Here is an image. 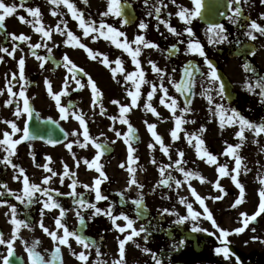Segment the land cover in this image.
<instances>
[{
    "label": "flooded vegetation",
    "instance_id": "obj_1",
    "mask_svg": "<svg viewBox=\"0 0 264 264\" xmlns=\"http://www.w3.org/2000/svg\"><path fill=\"white\" fill-rule=\"evenodd\" d=\"M132 1L133 3L130 1L127 2L133 6L134 11L136 12L137 19L135 24L140 19L138 15V10L140 9L143 14L148 12L155 13V23L159 29L158 36L154 39L147 38L148 40L158 44L159 50L153 49V54H142L139 57L141 65L146 73V79L156 84L159 88L161 81L157 74L152 72L151 65L148 63V60L154 61L157 66L163 69L166 73L163 81L165 87L167 83H170L167 82V78L172 79V81L175 79L179 80L182 75L183 67L187 62L191 61L194 65H198L200 71L205 74L204 76L199 75V78L196 80L194 103L196 101H201V103L207 104L208 101L206 97L202 95V92L205 88L209 87L206 75L209 69L202 57H199L196 54H188L186 51L188 40L193 38L188 37L186 33L179 37V39L170 34L167 28L163 24L159 23L155 12V8L160 7L161 12L159 13V18L169 21L177 28L178 31H183L180 27L185 28V25L176 16V13L179 10L178 6L192 9L193 5L191 0H176L175 4H173L171 0H141L142 5L137 4L139 0ZM5 2L9 4L16 3L18 11L14 16L6 19L5 32L1 33L0 29V48L6 47L10 51L13 48H16L15 58L8 56L6 53L1 51V57L3 58L1 62V93L3 94L1 95L0 100V139L3 138V132L5 130L11 133L10 126L4 123L5 120L15 121L21 128L25 125L26 114L19 118L14 115L16 101L20 102L21 107L23 106V101L18 95L16 97H9L7 92L8 82L11 80V74L17 73L18 75V60L21 57H23L26 61L25 78L28 81L25 88L26 95L29 98L31 107L35 113H38V115L33 116L30 124V129L33 135L37 138L31 141H24L19 144L16 149V155L12 157L13 163H15L18 168L13 170L10 166H5L0 163V192L4 193L3 196H0V232L4 234L5 240L11 238L14 226L10 223L11 213L8 206L14 205L17 209V218L25 220L29 223V228L22 227L20 229V238L15 241L14 249L16 256L13 257L14 261L19 260L22 264H30L26 251V245L31 247L35 241H39L36 251L44 257L45 261L51 260L52 254L57 246L52 241L51 237L44 233L39 224L42 220L44 225L50 231H57L55 219L59 217V209H53L51 211L44 209L43 201L46 200L47 197L40 196V193L36 194V197L39 198L38 202H33L31 205H28L26 202L21 203L16 199L15 195L10 194V192H14L17 195L22 194V178L17 180L14 179V177L19 174L18 169L23 168L25 170V174L29 177L30 183L40 184L42 187L54 190L50 194L53 195V197L66 210L65 220L62 222L66 223V226L70 231H74L84 236L92 244L89 249H84L82 245L76 243L73 238H70L69 243L71 244V248L60 245L63 264H84V262L78 260L74 255H72L73 251L77 254L84 251L85 254L89 256L87 264H114V261L118 259V246L112 245V242L118 238L117 232L119 231L112 224V221L105 215L93 216L94 209L87 207L81 208L72 196H57L56 192L58 191L64 194L69 193L72 190L70 188V184L74 179L77 181L76 192L82 195L86 204L95 203L97 207L105 211L111 208L113 215H127L133 220L135 217V207H133L134 204L132 201L139 198L142 194L144 203L147 204L145 200L148 197L144 194V187L143 191L137 188L138 190L136 193L124 191L123 189L119 190L118 173L126 174L124 178L127 183L131 176L127 170L125 171L126 166L124 168L119 166L120 164L118 163L117 157V140H121L122 138L115 135V132L118 131L117 119L115 121L109 119L110 116L116 117L114 112L116 105L113 104L112 101L116 100L119 88L122 86L126 87L124 75L135 70V66L132 64L131 57L127 53H121V51L110 42L111 48L109 53H102L108 57L111 65L110 67H106L102 64L100 59H91L81 48H79L80 53L77 59H75L69 54L70 45L65 44L62 48L57 47L56 52L51 54H42L39 52L37 55L45 56L48 60L45 67L40 68L39 65L41 62L31 54V49L28 47V44H36L38 42L39 33L35 32L30 23H21L17 17L19 15H24L26 20L29 21L33 18L29 16L24 9L19 8V1L5 0ZM70 2L74 3L76 6L78 5V9L79 6L83 4V0H70ZM205 2H208V0H205ZM227 2L229 5L231 4V7L228 9L227 18L221 22L226 29L225 34L228 36V40L226 42L219 44L210 43L209 41L210 38H212V34L208 32V26L201 23L199 18L194 19L190 26L193 28L195 33L194 38L199 40V42L203 45L208 59L211 60L213 64L215 63L217 68L229 77V74H227L225 70L231 60H237L243 67L246 63L250 64L254 68L256 67V61L254 59L261 52L262 36L257 33L256 35L258 36V39L253 41L245 34L247 31V25L250 22L247 23L245 20H242V18L244 19L243 15L239 18V23H233L228 17L233 14V10L237 5L233 2V0H227ZM239 6L243 11L244 0H241V4ZM25 7L34 8L39 7V5L37 4V0H34L30 3H25ZM211 11H213V9ZM134 25L128 26V28L133 27ZM68 30L72 31L74 35L80 38L81 43L86 45V38H84L83 33L80 34L81 29L79 30V25H77V27L72 26L70 29L68 28ZM12 34H24L29 36L30 40L27 43L13 40L11 38ZM170 38H175V41L171 43L172 39ZM179 40H184L185 43L180 44ZM167 43L169 45L167 49H164ZM174 45L179 48V51L169 55V51ZM87 47L91 48L94 52L101 53L97 48V45L93 44L88 45ZM253 51L255 52V55L251 54ZM64 55H67L79 68H83L84 71L92 77L98 88L101 90L103 94L102 98L95 107L92 105L91 88L86 84L87 77L84 76L83 73L77 74V78H79L82 83L86 84V87L83 89H78L75 80H70L67 69L63 67ZM180 57H184L185 60L182 61ZM28 58L32 59L33 62L37 64L29 66L30 63ZM117 58L122 61L124 73L122 74L117 72L116 78L114 79L112 70L117 68V65L114 63ZM259 76L260 74L257 73L256 77ZM65 78L69 79L70 87L68 88L69 94L61 97L62 105L69 108L70 112L75 111L78 114L82 113L88 123L90 136L98 138V142L106 145L105 154L99 161V163L103 165V171L108 176V179L101 185L102 194L108 197V200L106 201L97 202L95 200V193L83 187L85 184L92 186L94 184V179L99 176V173H97L95 169H88L87 165L83 163L84 159L91 161L96 154V150L91 145L84 149H81L78 146L76 143L77 140L84 142L83 136L80 134L83 129L79 125V122L75 120L74 116L70 113L67 120H61L59 109L57 108L55 101L47 92V85L45 83L46 80L51 82L53 91L59 92L63 88V81ZM176 81L171 82L170 86L174 87L173 83H177ZM127 83L129 84L128 89L134 91L135 89L132 83L130 81ZM23 84L24 81L21 80L12 81L13 91L18 93L21 90V85ZM233 86L235 87L234 84ZM71 89L72 92H70ZM150 90L151 87L149 84H144L141 87V92H149ZM214 93L215 92H212L211 94L214 95ZM9 98L13 99V104L11 106L6 105L5 103ZM101 104L105 109L103 115L100 114ZM50 120L56 121V123H50ZM51 124H54L55 126V135L52 132ZM73 132H77L78 135L73 136ZM65 133H68V135L66 136ZM20 135L21 133H17L12 137V139H18ZM49 140H55L57 143L55 145L50 144L48 143ZM69 142L73 143L72 152H69V150L65 147V145ZM72 153H75V159ZM33 154L35 155V160L33 159ZM5 155L6 153L3 148H0V159H2ZM46 157H51L49 167H52L58 175L53 177L52 181L48 185H42L43 177L45 175H50V173H46L42 167H37V165L48 163ZM76 160L80 161L79 167L76 166ZM65 164L70 169V172H74L76 175L71 178L64 177V183L61 184L60 176L63 175ZM141 173L143 174V171H141ZM137 175L138 172L135 173V176L138 179ZM4 185H7V188L3 187ZM119 193H123V197H121ZM131 195H135V198H132ZM117 207L121 210L118 211ZM77 212L83 216L85 221L84 225L80 224ZM121 221L123 220H119L117 223ZM139 225L140 227L143 225L148 229L147 233H141V236H143L142 238H144L145 235L149 238L151 232V221L146 220L144 222H140ZM175 233L174 229H172V237L170 239H173ZM62 234L63 230H58V235ZM181 240L185 241V243L179 248L182 247V250L184 251L189 249V247H192L197 255L204 252L209 242L212 243V240H208L207 237L198 233H195V236L190 238V240L182 234L178 241ZM148 241V239H144V242ZM127 249L128 248L126 247V250ZM181 251L178 249L176 251V255H180ZM6 254V246L0 245V264H2V257ZM156 255L160 257L162 264H182V262L178 261H166L164 250L159 251ZM134 258L136 259L135 261H132L131 258L130 261L126 262V264H147L143 261L142 254H137L136 256H133V260ZM55 264H61V260H56Z\"/></svg>",
    "mask_w": 264,
    "mask_h": 264
},
{
    "label": "snow or ice",
    "instance_id": "obj_2",
    "mask_svg": "<svg viewBox=\"0 0 264 264\" xmlns=\"http://www.w3.org/2000/svg\"><path fill=\"white\" fill-rule=\"evenodd\" d=\"M173 4L176 3V0H171ZM193 8L189 9L183 6H178L179 10L176 13V16L179 18V20L184 23L185 28L183 31H178L176 27H174L169 21L162 20L159 18V13L161 12L160 7L155 8V12L157 14V19L159 20L160 24H163L168 32L172 34L173 36H176L178 39L185 33L188 37H192L193 39H189L187 42V48L186 51L188 54H196L199 57H202L204 59L205 64L207 65L209 71L206 74L209 87L205 88L202 92V95L206 97L208 103L210 105H213V109H210V111H213V115L218 116L219 118V126L221 129H223L226 125L227 126H234L238 125L239 130L236 133V138L239 140V143L236 145L228 144L226 143V148L224 153H222L225 156L231 157L235 161V167L232 169V172L235 173L234 175H231V180L235 184L236 188L239 189V196L238 198L233 202L231 205L232 208H236L242 203H244L245 200V186L240 182V175H241V169H242V162L243 157L239 154V150L243 147L244 142L246 140L245 132L249 131L254 134L255 137H260L262 134H264V123L259 122H253L249 119H247L245 116H243L239 111L233 109V108H226L224 104H216L214 103V97L211 94L212 92H215L216 95H218L221 99H226V85L224 81L222 80L216 66L212 63L211 60L208 59V56L206 52L204 51L203 45L199 42V40L195 39V33L193 31V28L190 26L192 24V21L196 18H202V12L205 6V0H191ZM233 2L237 5L234 10L233 14L229 16L228 18L233 23H239V18L242 16V8L239 6L241 4V0H233ZM245 3H247V0H244ZM26 0H20L19 8L24 9L26 13H28L29 16H31L33 19L31 21L26 20L24 15H19L17 18L21 23H30L35 32L39 33L42 38H46V40H52L53 38V32H57L60 35H66L67 39L64 41L65 44L78 47L83 49L88 56L93 59H100V62L104 64L106 67H110L109 59L106 55L98 52H94L91 48L87 47L84 43H81L80 38H78L76 35L73 34L72 31L68 30L67 23L63 20L60 21L59 24L56 25L54 29L46 30L45 26L42 23V13L41 9L39 7H25ZM49 3L56 6L58 8L61 4L66 6V8L69 10V12L72 15V18L78 22L79 27L83 30L84 37L91 36L93 40H96L100 37H103V39L111 41L112 44L116 46L118 49H122L125 53H127L131 57L132 64L135 66V70H133L130 73H127L124 75L125 81H130L132 85L134 86V91L129 89L127 91V95L131 97L130 104L123 105L118 100H113L112 103L115 105H118L119 107V122L121 124H125L128 126L127 134L123 136V141L127 145V171L129 172L131 178L128 181L129 186H136L138 189H143V185L139 183L135 176L136 168L132 165H135L138 162V158L134 156V153L136 149L133 147V142L137 139L135 133L136 129L131 125L128 119V114L136 107L139 106V99L141 96V87L144 84H149L151 87V90L147 93V100L144 104V110L146 112L152 113L154 116L159 117L160 114L157 111L155 107H153L152 101L154 96L156 95L158 91V87L156 84L152 83L151 81L146 79V73L144 68L141 65V61L139 57L142 55V51L144 49H155L159 50V45L156 44L153 41H150L146 38V35L144 34H137L131 41L128 40L126 33L124 31H121L120 29L116 28L115 26L105 23L103 20L99 23V25L96 24V21L94 20H86L84 12L80 11L77 6L70 2V0H49ZM84 3H87V0H84ZM261 3H264V0H261ZM131 5L127 3V0H107V10L101 13V16L108 17L113 16L115 18H118L121 20L123 25L129 24L130 20L125 12L126 8H130ZM231 7V4L229 5ZM18 11V6L16 3H6L5 0H0V29L5 28V22L6 19L9 17L14 16ZM52 16H57L59 13L53 9L51 12ZM151 15V13H149ZM260 19L264 20V14H261ZM61 24L63 25V28L61 27ZM148 28V25L145 22H140L138 25V29L142 32H146ZM157 30H159L157 28ZM208 32L212 34V38H210V43L213 44H219L224 43L228 40V36L225 34L226 29L223 24L219 23H212L208 26ZM259 33L261 36H264V25H261L256 20H251L250 23L247 25V31L246 35L253 41L258 39V36L256 35ZM95 34V35H94ZM123 37V41H121L119 38ZM11 38L13 40H18L23 43H27L30 40V37L24 34L16 35L12 34ZM180 44L185 43L184 40H179ZM135 45V47H133ZM28 47L31 49V54L40 61V68H44L45 64L48 63V60L45 56L37 55L36 50L40 49L41 47L47 48L48 53H52V48L48 47V44L45 42L43 44L36 43V44H28ZM0 51L6 53L8 56H11L15 58V52L16 48H13L11 51L8 48H0ZM179 51V48L177 46H173L171 50L169 51V55L174 54L175 52ZM252 55H255V52L253 51L251 53ZM102 57V58H101ZM3 58L0 57V62H2ZM63 67L67 69V72L72 80H75L76 85L78 86V89H83L84 87L90 86L91 88V94H92V105L95 107L98 102L102 98V92L98 88L96 82L92 79V77L84 71L83 68H79L67 55L63 56ZM114 63L117 65V68L112 70L113 78H116L117 72L124 73V68L122 66V61L117 58ZM148 63L151 65V70L157 76L159 77L161 83L159 85V90L162 91L163 95L159 99V103L161 105H164L173 115L175 118V128L170 132V135L173 139V141L180 139L179 133L184 131L182 128V125L187 123H195L194 120L189 121L184 118V115L177 116V108H178V101L174 99L172 96L169 95V90L167 87L164 86L163 81L166 76V73L163 69L157 66V64L152 61L148 60ZM25 64L26 61L23 57H21L18 60V75L17 73L11 74V80L8 82L7 92L9 94V97H16L17 95L20 97V99L23 101V106H20V102L16 101V107L14 111V115L19 118L21 116H24L26 114V120L25 125L23 128L19 127L15 121H7L5 120L4 123L9 125L11 128V133H9L7 130L3 132V138L0 139V148H3L6 155L0 159V163L4 164L5 166H10L13 170H16L18 166L13 163L12 157L16 155V149L19 144H21L24 141H31L36 139L37 137L33 135L30 124L32 121V118L34 115H38V113H35L33 108L30 105L29 98L26 95L25 88L28 84V81L25 78ZM244 69L246 72L255 73L256 69L252 67L250 64H245ZM78 73H83L84 76L87 77V82L82 83L79 78H77ZM200 73L201 76H204L205 74L200 71V68L198 65L189 64L184 67L183 70V77L179 83H174V87L177 92H179L182 96L192 95V89L195 85V74ZM21 80L24 81V84L21 85V90L17 93L13 91V85L12 81ZM169 82L171 83V79H169ZM47 85V92L51 96V98L55 101V104L60 112V119L61 120H67L69 118V113L74 116L75 120L79 122V125L83 129L82 133H80L83 136V141L80 142L79 140L76 141L78 146L81 149L87 148L89 145H91L95 150L96 154L95 156L89 161L88 159H84L83 163L87 165L88 169H95L97 173H99V176L94 179V184L92 186H89L87 184L83 185L85 189H89L90 191L95 193V200L97 202L99 201H106L108 200V197L106 195H103L101 192V185L108 179V176L103 171V165L99 163L101 160V157L105 154L106 151V145L98 142V138H93L89 134V128L88 123L85 120V117L82 113L78 114L75 111H71L70 109L63 106L61 103V97L68 95V88L70 87L69 79L65 78L63 81V88L59 92L53 91V86L51 82L45 81ZM259 89L258 95L260 98V103L264 104V77H260L257 79L255 86H253L251 83L246 84V90L250 93L256 94V90ZM3 93H0L2 95ZM170 101V102H169ZM6 105L11 106L13 104V99L9 98L6 100ZM185 107L181 108L180 111L182 114H187L191 111L190 104L191 101L189 99H185ZM105 109L103 108V105H100V114H104ZM110 120L115 121L117 117H109ZM50 123H56V121H49ZM148 131L151 133V136L153 140L155 141L154 144H150L149 147L153 150H155L156 145L158 144L160 147V150L164 153V155L169 156V147L165 145V142L161 135H159L156 131L157 125L153 123H148L145 121ZM207 129L205 127H201L197 133H186L185 137L187 139V142L189 145H192L195 147L196 154L200 160H204L209 165H217V172L219 174V178L214 183V188L223 193L221 196L211 197L213 200H223L224 196L227 195V192L224 190L222 185L220 184V178H223L225 176H229V170L227 165H220L218 164V157L214 155L212 152H210L205 144L204 139L202 138L201 134L205 132ZM17 133H21L20 137L18 139H12L13 136H15ZM67 136L68 133H65ZM73 136L78 135L77 132L72 133ZM115 135L117 137H121L122 134L119 131L115 132ZM193 141H195V144L193 145ZM258 143V141H256ZM48 143L55 145L57 141L55 140H49ZM65 147L69 150V152H72L73 149V143L69 142L65 145ZM73 157L75 159V153H72ZM178 159L175 160L174 165H163L159 167V173L163 177L165 175L166 169L170 167H175L176 170L181 172L183 174L184 180L181 181L180 179H176L171 174H168L167 178L161 179L157 187L159 186H167L169 188L172 187V183L174 182L176 187L179 188L183 184H187L188 189L190 190L191 195L195 198V201L200 205V207L203 209L202 212L196 211L193 208V204L187 201L186 197H180V203L185 206L187 210V215L180 216L178 213H175L173 211H170L169 209H163L161 211V215L169 214V215H177L178 219L174 222L178 225H182L186 223L187 221L191 220L193 221V226L191 227V232L193 233H199V232H206L209 236H217V232L219 235L217 236V239L220 242V247H216L214 249L215 253L217 255H223V257L226 260H229L234 256L235 254L232 252L231 248L229 247L230 241L229 236L230 235H239L243 234L249 227L250 223H253L257 220L258 217L261 216L262 213H264V187L261 188L259 191V204H258V210L254 213L249 215L248 213H240L241 219L239 220V223L241 224L240 227L235 228L234 230H226L220 227V225L217 223L216 219L214 218V214L209 209V207L206 204L205 197H202L199 195V193L196 191V189L192 186L191 180L198 179L201 183H205L206 180L203 176H201L199 173L194 171L185 170L184 164L186 161L184 160L185 153L183 151H178L177 153ZM33 159L35 160V155L33 154ZM169 159H171V156H169ZM46 160L48 163H45L43 165H37V167H42L43 170L46 173H50V175H45L42 179V185H48L53 177H56L58 174L56 171L53 170L52 167H49V163H51V157H46ZM153 164L156 163L155 159L151 161ZM76 166H80V161L76 160ZM121 168L125 167L124 163H121L119 165ZM247 169H245V172ZM18 175L14 177V179L20 180L22 178V194L17 195L14 192H10L11 195H15L16 199L20 201L21 203H27L28 205H31L33 202H38L39 198L36 197L37 193H40V196L47 197L46 200L43 201V208L47 209L49 211L53 209H59V217L55 219V225L57 231H50L41 220L39 226L44 231V233L48 234L52 241L57 245L54 253L52 254V258L49 261H45L44 257L36 251V247L39 244V241H35L31 247H28L26 245V251L29 257L30 264H55L56 260H61V264H63L62 256H61V248L60 245L67 246L71 248V244L69 243V239L73 238L76 243L83 246L84 249H89L92 244L90 241H88L84 236L74 232L70 231L69 228L66 226V223L62 222L65 220L66 216V210L60 205V203L51 195L50 193L53 192V189L42 187L40 184L30 183L28 175L25 174V170L23 168L18 169ZM76 173L70 172V169L65 164L64 165V171L63 175L60 176V183H64V177H74ZM259 183L260 185L264 186V177H259ZM3 187L7 188V185H4ZM77 187V181L72 180V183L70 184V188L72 189L69 193L64 194L60 192H56V195H68L75 198L76 203L79 204L81 208H90L94 209L93 216L96 215H105L107 216L111 221L112 224L116 227V229L122 233H127L123 239L119 240L118 244V259L114 261V264H126V245L133 241L135 237L141 236V233H147L148 229L145 228L143 225L137 229L135 228V221L131 219L127 215H113L112 209L109 208L106 211L102 210L101 208L97 207L95 203H88L86 204L85 199L82 197L81 194H78L76 192ZM4 193L0 192V196H3ZM121 197H123V193H119ZM132 203L136 206L137 209V215H142L140 212V209L144 206V199L143 195L141 194L139 198L132 201ZM10 209V223L14 226L12 236L10 239L5 240L4 234L0 232V245H5L7 248V254L2 257V264H22L21 261L17 260L14 261L13 257L16 256L14 244L17 239L20 238L19 233L20 229L23 228H29V223L25 220L18 219L17 218V209L14 205L8 206ZM77 216L79 217V222L81 225H84L85 221L83 216L80 215L79 212H77ZM207 220L211 222L212 227L216 231H208V229L202 228L198 226L197 222L200 219ZM123 220L126 223L121 226L117 223V221ZM62 229L63 234L58 235V230ZM130 230V231H129ZM253 232L256 231L255 228L251 229ZM144 239L147 240L148 236L145 235ZM253 239H257V237H253ZM185 243V241H177L175 244L172 245L173 249L176 250L180 246H182ZM139 247V245H137ZM144 252L150 253L152 255L153 260L155 261V264H162V261L159 256H157L155 253H152L149 249L145 248L143 249ZM72 255H74L78 260L84 262V264H87V261L89 260V256L85 254L84 251H81L80 253H75L73 251ZM237 264H241L240 258L238 256L235 257Z\"/></svg>",
    "mask_w": 264,
    "mask_h": 264
},
{
    "label": "rangeland",
    "instance_id": "obj_3",
    "mask_svg": "<svg viewBox=\"0 0 264 264\" xmlns=\"http://www.w3.org/2000/svg\"><path fill=\"white\" fill-rule=\"evenodd\" d=\"M133 3L132 0H127ZM38 4L42 6V23L45 26L46 30H51L60 23L61 20L67 23V27L70 29L72 26L78 25V22L72 18L71 13L63 4L58 8L49 3V0H38ZM139 5L141 0L138 1ZM78 6V5H77ZM55 9L59 15L52 16L51 12ZM137 9V8H136ZM79 10L84 12L86 20H94L96 24L103 20L105 23L111 24L116 28L124 31L129 41H131L137 34H144L146 38L154 39L158 36L157 25L155 23V16L153 12H148L146 14L141 13V10H138V15L140 19L133 27H125L118 18L113 16L103 17L101 13L107 10V0H87V3H84L79 6ZM151 13V15H149ZM261 14H264V3H261V0H247V3L244 2V7L242 15L247 23L251 20H256L261 25H264V20L260 19ZM145 22L148 25L146 32H142L138 29L140 22ZM196 26V25H195ZM63 28V25L61 24ZM182 30L183 27H180ZM81 28L79 27V30ZM83 33L81 29L80 34ZM95 35V34H94ZM86 38V45H97V48L101 53H109L111 48V41L103 39L100 37L96 40H93L91 36L84 37ZM123 41V37L119 38ZM171 43L175 41V38H170ZM169 39V40H170ZM66 40V35H60L57 32H53L52 40H46L42 38L41 35H38L37 43H47L48 47L52 48V53L56 52L57 47L65 46L64 41ZM168 43L164 49H167ZM135 47V45H133ZM263 47V48H262ZM41 53H48L47 48L41 47L39 49ZM121 53H125L122 49H119ZM153 49H144L142 54H153ZM79 48L69 46V54L77 59L79 55ZM164 51V50H163ZM161 51V52H163ZM1 57V51H0ZM184 61V57H180ZM255 62V73L246 72L244 67L237 61L231 60L226 66L225 72L229 74L231 82L235 85L236 91L238 93V98L234 105L229 106L226 104L224 99H221L216 93H214V103L224 104L226 108H233L239 111L243 116L253 122L264 123V104L260 103V98L258 95L259 89L256 90V94L250 93L246 90V84L251 83L255 86L256 81L260 77H264V36L261 38V52L254 59ZM29 66H34L37 63H34L32 59H29ZM259 73L260 76L256 77V74ZM170 78H167L169 82ZM71 81H74L70 78ZM175 79L172 82H175ZM125 86L119 88L116 100L120 101L121 104L127 105L131 102V97L127 95L128 83L125 81ZM174 85V83H173ZM74 87V85H73ZM72 87V89H73ZM166 87L169 90V95L178 101V108L176 115H184V118L195 123H187L182 125L184 131L179 133L180 139L173 141L170 132L175 128V118L172 113L164 106L159 103L160 97L163 95L162 91L159 90L153 98L152 104L153 107L157 109L160 116H154L150 112L144 110V104L147 100V92H141L139 99V106L134 108L129 114V122L137 127L141 136V144L136 149L134 156L138 158V162L135 165H132L136 168L138 172V181L145 188L144 194L148 197L145 202L147 203V208L151 216V225H150V235L148 242H144L143 236L140 238L135 237L133 241H130L125 247L126 250V262L135 261L136 259L133 256L137 254L143 257V261L147 264H154V260L150 253H146L143 249L147 248L152 253L157 254L159 251L173 248L172 245L175 244L182 232L191 231L193 226V221L189 220L182 225L174 223L177 219V215L164 214L161 215L163 209H169L175 213H178L180 216L187 215V210L180 201V197H186L187 201L193 204V208L196 211L202 212L203 209L195 201V198L191 195L190 190L187 187V184H183L181 187L177 188L174 182L172 183L171 188L162 189L161 186L157 187L161 179L167 178L168 174H171L176 179L184 180L183 174L175 169V167H170L166 169L165 175L162 177L159 173V167L163 165H174L175 160L179 157L177 155L178 151H183L185 153L184 164L185 170L194 171L203 176L206 180L205 183H201L198 179L191 180L192 186L196 189L200 196L208 198L206 199V204L209 209L214 214V218L217 223L226 230H234L241 226L239 220L241 219L240 213H248L249 215L254 214L258 210L259 204V191L261 190L262 185L259 183V177H264V134L260 137H255L252 132L246 131L245 136L246 140L243 147L239 150V154L243 157L241 175L239 177L240 182L245 186V200L244 203L239 205L236 208H232L231 205L239 196V189L236 188L235 184L231 180V175L235 173L232 172V169L235 167V161L231 157L225 156L224 153L226 148V143L236 145L239 143V140L236 138V133L239 130L238 125L234 126H225L223 129L219 126V118L216 115H213V105L209 103H201V101H196L189 113L182 114L180 109L184 107L182 101L176 93L174 92V87L170 86V83H167ZM72 89L70 92H72ZM0 93H1V62H0ZM1 100V95H0ZM144 102V103H142ZM170 102V101H169ZM115 116L117 117V129L121 132V140H117V157L118 163L123 162L126 166L125 171L127 170V145L123 141V136L127 134V125L121 124L119 122V107H115ZM153 123L157 125V133L162 136L165 145L169 147V156L164 155L160 150L159 145L157 144L155 150L149 147L150 144H154L151 133L148 131L147 125L145 123ZM201 127H205L207 130L201 134L202 138L205 141L207 149L218 157V164L227 165L230 175L220 178V184L227 192V195L224 196L223 200H213L211 197L221 196L223 193L214 188V183L219 178L217 172V165H209L204 160H200L196 154L195 147L189 145L185 137L186 133H197ZM258 141V143L256 142ZM195 141H193V145ZM155 159L156 163L153 164L151 161ZM245 169L247 171L245 172ZM143 171V174L141 171ZM135 172V173H136ZM125 175L123 173H118V184L119 190L123 189L128 192H137L136 186H129L125 181ZM145 180H144V179ZM145 181V182H143ZM145 183V184H143ZM143 191V189L141 190ZM132 198H135V195H131ZM135 207V205L133 206ZM117 210L121 209L117 207ZM135 228L139 229L140 222L137 221L134 217ZM257 224L250 223L248 229L239 235H230L229 241L230 246L234 247L237 253L244 259L245 264H264V213L257 218ZM126 222H118L123 226ZM198 226L208 229V231H216L211 222L200 219L197 222ZM255 228L256 231L253 232L251 229ZM174 229L175 235L173 239L167 238V232ZM130 231V230H129ZM120 232H117V237L112 245L119 244V240L123 239L126 235ZM199 234L208 235L206 232H199ZM219 233L217 232V236ZM209 236V235H208ZM217 236H210L215 243L208 244L203 253L196 254L192 247L181 252L180 255H173L169 261L173 262H182V264H237L233 258L226 260L223 255L212 256V249L214 250L216 241L220 244ZM257 237V239H253ZM139 245V247H137ZM215 252V251H214Z\"/></svg>",
    "mask_w": 264,
    "mask_h": 264
},
{
    "label": "water",
    "instance_id": "obj_4",
    "mask_svg": "<svg viewBox=\"0 0 264 264\" xmlns=\"http://www.w3.org/2000/svg\"><path fill=\"white\" fill-rule=\"evenodd\" d=\"M125 12H126L128 18H129L130 22H131V21L133 22V20H135V17H134V15H133V12H132L131 8H126V9H125ZM204 18H205V15L203 14V15H202V20H203L204 22H206V18H205V19H204ZM130 22H129V23H130ZM219 74H220L222 80L224 81V83H225V85H226V98H227V100H228L229 102H231V101L234 99V93H233V91H232L231 85L229 84V82L227 81V79H226V78H225L220 72H219ZM193 90H194V87H193V89H192V95H191V96H187V95L182 96L184 102H185V99H189V100L192 102V100H193V95H194ZM190 105H191V104H190ZM51 126H53V127H52V132H53L54 135H55V126H54V124H52ZM135 135H136V134H135ZM134 143H135V144L139 143V139H138V137H137V139L134 141ZM140 212L142 213V215H139V216H140L141 218H145V217H146L145 212H144L143 210H141V209H140Z\"/></svg>",
    "mask_w": 264,
    "mask_h": 264
}]
</instances>
